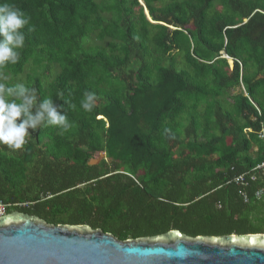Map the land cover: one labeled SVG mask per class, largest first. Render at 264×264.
I'll return each instance as SVG.
<instances>
[{
    "label": "trees",
    "instance_id": "trees-1",
    "mask_svg": "<svg viewBox=\"0 0 264 264\" xmlns=\"http://www.w3.org/2000/svg\"><path fill=\"white\" fill-rule=\"evenodd\" d=\"M3 2L33 30L0 82L35 88L73 125L0 145L10 212L121 240L264 233V0Z\"/></svg>",
    "mask_w": 264,
    "mask_h": 264
},
{
    "label": "water",
    "instance_id": "water-1",
    "mask_svg": "<svg viewBox=\"0 0 264 264\" xmlns=\"http://www.w3.org/2000/svg\"><path fill=\"white\" fill-rule=\"evenodd\" d=\"M0 264H264V233L191 237L173 229L121 240L15 211L0 217Z\"/></svg>",
    "mask_w": 264,
    "mask_h": 264
},
{
    "label": "clouds",
    "instance_id": "clouds-1",
    "mask_svg": "<svg viewBox=\"0 0 264 264\" xmlns=\"http://www.w3.org/2000/svg\"><path fill=\"white\" fill-rule=\"evenodd\" d=\"M29 25L30 17L15 5L0 0V68L18 63L20 53L17 50L25 45L23 30L26 27L28 31L33 30ZM95 101L94 93H85L80 106L91 111ZM69 107L76 109L75 104ZM41 126H55L63 134L73 125L53 99L45 98L38 103L35 88L24 83L7 86L0 82V145L13 151L20 150L31 135L29 129L36 131Z\"/></svg>",
    "mask_w": 264,
    "mask_h": 264
},
{
    "label": "built area",
    "instance_id": "built-area-1",
    "mask_svg": "<svg viewBox=\"0 0 264 264\" xmlns=\"http://www.w3.org/2000/svg\"><path fill=\"white\" fill-rule=\"evenodd\" d=\"M258 138L262 139L264 141V123H261L260 128L258 130ZM260 171L262 173V175L264 176V160L262 162H260L257 167H255V169L253 171ZM247 176L251 179V180H255V175L254 173L252 174V172H248L246 175L245 174H241V175H237L234 178V182L238 185H246L247 184ZM263 194L262 190H259L256 193L257 197H261V195ZM18 205V204H15ZM10 204L0 200V217H3L7 214L10 213L9 208H10ZM19 206H25L24 203H20Z\"/></svg>",
    "mask_w": 264,
    "mask_h": 264
},
{
    "label": "rangeland",
    "instance_id": "rangeland-1",
    "mask_svg": "<svg viewBox=\"0 0 264 264\" xmlns=\"http://www.w3.org/2000/svg\"><path fill=\"white\" fill-rule=\"evenodd\" d=\"M140 3H141V1H140ZM142 4V3H141ZM143 5V4H142ZM97 161V159L96 160H93L92 162H96Z\"/></svg>",
    "mask_w": 264,
    "mask_h": 264
}]
</instances>
